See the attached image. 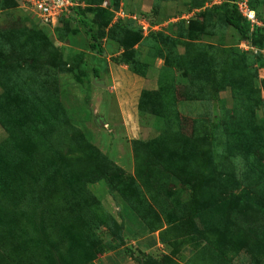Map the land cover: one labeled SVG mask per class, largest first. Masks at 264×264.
<instances>
[{"label": "rangeland", "instance_id": "374dc122", "mask_svg": "<svg viewBox=\"0 0 264 264\" xmlns=\"http://www.w3.org/2000/svg\"><path fill=\"white\" fill-rule=\"evenodd\" d=\"M75 1L73 10H64L51 25H44L39 20V13L35 14L27 7L25 0H13L9 9L0 10V27L16 25L19 29H33L39 38L47 39L46 45L42 44L39 66L35 71L40 79L45 73L53 77L57 107L53 104L51 109H58L62 115L50 134L49 151L57 156L66 153L77 163L82 157H91L95 169L100 165L95 150L90 148L95 146L122 168L124 174L134 176L142 190L132 194L131 203L128 199L130 195L122 196L117 188L109 191L103 179L90 181L92 171L71 168L64 178L65 186L69 184V187L63 193L67 200L59 202L60 209L55 217L59 220L52 224L47 219L43 224V233L47 231L52 242L55 241L57 249L53 250L46 243H41L39 232L32 225L37 207L31 200L36 197L34 192L43 188V179L38 178L40 175L32 158H28L27 163L21 160L11 177L15 181L12 195L18 194L19 203L16 206L0 203V264H17V261L25 259L23 254H27L32 263L40 260L46 264H58L60 257L66 259L65 264H139L144 255L159 260V264H187L203 253L206 256L203 259L211 264H264V215L238 200L242 190L264 205V176H257L256 183H245L238 171L230 175L240 184L220 190L213 186V177L199 174L200 187L206 181L208 186L205 187L206 192L199 188L195 197L188 187L177 185L178 180L172 176L163 185L155 184L154 176L151 178L144 163L149 158L144 148L145 141L160 133L165 120L154 113L139 112V93L142 89L154 91L163 86L170 90L175 86L173 96L179 123L186 131L196 119H209V123L214 125L211 133L219 138L222 127L241 128L240 119L244 118L240 111L249 106L250 116L245 118L246 123L239 135L250 134L253 144L257 143L258 134L262 136L263 142L249 145V149L256 157V169L261 172L264 167V106L240 96L242 81L250 78L248 72L241 70L238 77L225 75L226 64L236 68L235 52L249 50L240 47L242 39L239 33L224 23L223 8L213 17L205 12V8H211L219 0H198L203 5L196 9L199 4L195 0ZM104 1L108 5L114 3L113 6L118 8L123 6L127 12L143 11L152 23L145 30L134 23L133 27L140 30V34L135 33L136 39H133L132 53L129 54L124 55L118 43L106 34L101 36L102 55L108 61L107 68L103 69V63L97 64V53L90 49V40L80 26L77 20L79 14L75 10L78 9L86 20L92 22L103 16ZM255 4L264 15V0H256ZM154 10L157 12L154 13ZM113 20L114 17L112 22H115ZM23 41V36L14 38L13 46L19 47ZM134 50L136 53H133ZM116 55L119 60L126 58L127 62L144 64V75L133 72L129 64H115L111 58ZM255 62L259 67H256L258 71L254 82H258L264 78V57ZM17 64L20 67L24 61ZM182 65L186 70L181 69ZM95 66L103 69L101 78L93 76ZM200 69L211 76L208 77L210 82L205 87V93L216 98L210 102L196 97L198 93L186 87L191 82L190 74ZM177 86H185L186 90H178ZM4 89L0 85V94L6 93ZM180 91H187V95L189 91L193 95L184 99L180 97ZM260 92L264 97L263 91ZM37 113L33 111L32 115ZM227 119L231 120L223 122ZM175 122H178L177 114ZM5 136L6 131L0 125V141ZM191 147L196 149V143ZM92 153L95 155L92 156ZM230 156L237 166L242 165L241 156ZM216 164L213 160L210 170L215 175L220 173ZM124 174L121 175L123 178ZM25 177L29 178V184L24 183ZM58 183V179L52 183L54 190L58 188ZM19 185L24 187L20 191L16 190ZM123 185V188L129 187L127 182ZM169 186L173 189L171 195L180 193L178 198L182 205L163 215L154 206L160 209L165 199V206H174L165 195ZM54 190L53 193H58ZM53 197L55 199L54 194L48 198L51 208L56 202ZM72 203L74 206H69ZM150 205L158 214L148 209L149 214L144 221L139 211ZM83 206L93 218L91 224ZM52 210H57V207ZM160 220L163 228L176 230L179 238L174 239L172 234L175 231L171 230L168 234L164 233L166 240L163 241L159 230L153 228ZM82 222L92 229L86 231ZM27 223L29 226L24 227ZM116 226H120L119 236ZM202 229L208 232L207 239L202 237ZM29 238H33V243H39V250L28 251L24 243ZM196 244L200 252L194 249Z\"/></svg>", "mask_w": 264, "mask_h": 264}, {"label": "trees", "instance_id": "16d2710c", "mask_svg": "<svg viewBox=\"0 0 264 264\" xmlns=\"http://www.w3.org/2000/svg\"><path fill=\"white\" fill-rule=\"evenodd\" d=\"M94 1L98 3L101 2V0ZM235 1L239 0H220L219 3L211 8H205V12L207 14L209 13L211 15L210 17H213L219 12L220 8H223L222 18L224 23L233 27V29L239 33L242 40H247L258 50L264 49V29L256 25L251 28L250 22L238 12L234 3ZM12 2L13 0H0V10L9 9L13 5ZM195 2H197L199 6H195L194 9L203 5L201 1L195 0ZM247 2L248 6L255 11L257 19L264 22V15L258 11L255 4L256 0H247ZM113 5L114 3L107 5L103 10V16L94 19L92 22L86 20L78 9L75 10L77 14H79L77 20L90 40V49L94 53H97L95 55L97 64L103 63V69L107 68L108 61L102 55L103 51L100 44L101 36L106 34L111 40L118 43L125 55L132 53L131 46L134 43L133 39H136L135 33L137 35L140 34V30L133 27L134 19L118 18L115 22H112L114 12L110 7ZM75 7L76 6L71 7V9L73 10ZM115 8H118L117 5ZM156 12L157 11L154 10V13ZM140 15L148 16V14H144V12H140ZM24 34L27 35L26 38ZM19 36H23L24 41L19 47L15 48L13 46V40ZM46 42L47 39L39 38L38 34L33 29L25 30L24 27L19 29L16 25L8 28L0 27V85L3 89L5 86L7 90L4 89L6 93L3 92L0 94V125L6 131V136L0 141V203L3 206H8L10 204L16 206V204L19 203L18 194L12 195V188L14 187L15 181H12L11 177L13 176L14 168L16 169L17 164L21 162V160L27 163L29 161L28 158H32L36 165V170L40 175L38 178L43 179V188H38L37 191L35 190L36 192L34 193L36 197H34L33 194L34 198L31 201L37 207V212L32 218L34 222H31L36 231L39 232L41 243H46V245H48L47 247L56 250L55 241L52 242L51 236L46 233L47 231L43 233V224L47 219L49 222L52 221V224L59 220V218L55 217L60 209L59 202L65 199L67 200V197L63 196V193H66L69 184L65 186L66 183H64V178L71 168H76L83 172L92 171V178L90 181L103 179L109 191H113L117 188L122 196L125 197L130 195L128 199L131 203H133L132 194L135 192L137 193V191L142 190V188L134 176L128 173L124 174L122 168L99 152L95 146H90L91 149L95 150L97 154L96 159L100 164L95 169H93L94 162L91 160V157H82L80 163H77L67 156L66 153L62 156H57L49 151L48 144L50 134L59 119H62V115L59 113L58 109H51L56 106L57 102L53 77L49 75V73H45L43 74L44 77L40 79L35 71L39 66L38 62L41 57L42 44L46 45ZM157 51L160 53L158 49ZM120 53L119 55H121ZM133 53H136V51L134 50ZM202 53L207 54L206 52ZM137 54L140 55V53ZM234 55L236 58L234 61L237 63L236 68L229 67V65L226 64L225 67L228 69L225 75L235 77L237 75L238 77L239 71L244 70L248 72L250 78L242 81L243 90L240 96L245 99H252V101L264 106V97L260 92L264 91V78L260 79L258 82H256V80L254 82V79L257 78L258 71L256 67H259V65L257 66V64H255V61L258 58L264 57V55L260 51L253 52L251 50L244 53L236 51ZM118 57L119 56L116 55V57H112L111 60L117 64H129L133 72L138 75L141 74V76L144 75L145 72H142L144 64L127 62L126 58L124 60H119ZM185 58L183 59L185 60ZM19 61H24V64L20 67L17 64ZM103 69L100 70L99 67L95 66L93 68V76L101 78ZM181 69L186 70L183 65ZM192 69H194V66H192ZM206 69L209 71L207 66ZM233 73L235 75H233ZM189 74L188 72V75ZM208 77L210 78L211 76L201 69L199 72L195 71L193 74H190L189 78L191 82L187 84L186 87L192 92H197L199 96L196 97L203 98L210 102L216 97H212L205 93V87L207 83L210 82ZM177 87L178 90H186L185 86ZM175 92V86L170 90L168 88L164 89L163 86H161L159 90L154 91L142 89L137 101V107L140 113H154L156 116L165 120L160 128V133L155 136V138L146 140L144 146L147 151V157L149 158H146V162H143L147 164V172L151 178L154 176L152 179H154L153 182L155 184L158 182L163 185L168 181L167 179L172 176L178 180V182H176L177 185L179 183L184 187H188L196 197V192L198 193L199 188L205 190V187L208 186V181H206L205 184L200 187L199 174L205 177H213L214 179L211 180L213 186L220 190H223V187L228 189L235 188L237 184H240L236 178L230 175H235V172L238 171H240L239 174L243 176L245 183L248 181L256 183L257 176H264V167L260 169L261 172L256 169V157L251 154L249 149V145H259L262 143V136L258 134L257 143L253 144L251 141L254 142V140L250 134H245L244 136L239 135L241 128L244 127L243 125L246 123L245 118L250 116L249 106L244 104L246 107L240 111L244 118L240 119L241 128L237 130L230 127H222L219 129L220 133L218 138L211 133V130H214V125L209 123V119H196L191 124L189 131L180 127L179 113L176 109L177 104L173 96ZM179 95L184 99H188L189 96L193 94L188 91L187 95V91H180ZM53 104L54 106L52 107ZM18 108L20 111H18ZM33 111L38 112L36 116L32 115ZM176 114L178 115V122H175ZM230 120L231 119H227L223 122ZM195 143L196 149H192L191 146ZM26 152H32L33 154L27 155ZM230 154L241 156L242 165L237 166L231 160ZM94 155L95 153H92V156ZM209 156H211V158L208 160ZM220 157H222L221 161ZM213 160L217 163L216 170L220 171V173L216 175L214 172L211 173L210 171L211 162H213ZM204 164H206V167ZM223 173L225 174L223 175ZM122 174H124V178L121 176ZM25 178L26 180L24 183L29 184V178ZM121 178H123V180H119ZM57 179L59 180L58 188L54 190L52 188V183ZM126 182L129 184V187L123 188V184ZM23 188L24 187L19 185L16 190L20 191ZM58 189L59 191H57ZM53 190L58 193H53ZM172 190V186L167 187L165 195L168 201L172 202L174 206H165L167 202L166 199V202H162L163 206H160V209L158 206H154L157 210L161 211L163 215L176 208H181L182 204L178 198L180 193L176 192L173 196L171 195ZM52 194L55 195V199L54 197L53 199L56 200L52 208L55 209L56 206L57 210H52L51 204L48 201L49 196ZM239 197L238 200L264 215V205L255 197H250L247 193L245 195V192L242 190L239 191ZM69 206H74V204L72 203ZM154 207L151 205L149 208L148 206H145V208L141 207L142 209L139 211V215L144 221H146L145 218H147V214H149L147 211L148 209L158 214V211H156ZM83 212L88 213L89 219L91 220L89 223L91 224L93 218H91L85 206H83ZM182 214L185 215L184 211H182ZM199 219L200 218H198V220ZM25 226H29L28 223L24 224V227ZM82 228H85L86 231L92 229L83 222ZM153 228L159 230L163 241L166 240L164 233L168 234V231L171 232V230L175 231L172 237L174 239L179 238V233L176 230L172 228H163L161 220L159 224L155 225ZM116 230L119 236L120 226H116ZM201 232L203 233L202 237L207 239L208 232L203 229ZM83 233L85 232L82 229V234ZM24 244L27 245L28 251H35L37 248L38 250L40 248L38 247L39 243H33V238H29ZM199 248L197 244L194 246L197 252H200ZM23 255L25 259L23 258L17 261V264H46L41 263L40 260H36L32 263L27 254ZM205 257L204 253L196 255L194 259L187 264H211L203 259ZM57 262L58 264H65L67 261L65 258L63 259V257H60L57 259ZM139 264H159V260L157 261L144 255L139 260Z\"/></svg>", "mask_w": 264, "mask_h": 264}, {"label": "built area", "instance_id": "2783aa9c", "mask_svg": "<svg viewBox=\"0 0 264 264\" xmlns=\"http://www.w3.org/2000/svg\"><path fill=\"white\" fill-rule=\"evenodd\" d=\"M27 7H29L35 14L39 13L40 22L44 25H51L53 19L57 16V19L60 17L59 15L68 8L73 7L76 4L75 0H47L46 3L44 0H25ZM220 1V0H219ZM239 13L246 18L251 25L253 26H261L264 29V22L258 20L255 14V11L248 6L247 0H239L234 2ZM104 4H106L104 2ZM116 15L125 16V12L119 9L116 12ZM136 19L137 25L145 30L151 26L150 19L146 16L138 15L132 16ZM240 47L244 48V50H251L253 52L260 51L264 55V49L258 50L254 46H252L247 40H242L240 43Z\"/></svg>", "mask_w": 264, "mask_h": 264}, {"label": "clouds", "instance_id": "9594fccd", "mask_svg": "<svg viewBox=\"0 0 264 264\" xmlns=\"http://www.w3.org/2000/svg\"><path fill=\"white\" fill-rule=\"evenodd\" d=\"M106 4H104L103 6L104 7H106L108 4H107V2L106 1H104ZM110 9L114 12V20L113 21H116L118 18L120 19H124V18H131L133 15H136V16H138V15H140V12H143V11H139V12H127V11H125L124 10V8H123V6L121 7V6H119V8H112V7H110ZM119 9H121V10H123L124 12H125V16H119V15H116V12L119 10ZM145 14V13H144ZM143 16H145V15H143ZM146 17H148L147 15H146ZM149 18V17H148ZM131 19H134V23H136V19L135 18H131ZM150 19V18H149ZM150 21H151V19H150ZM152 23V21L150 22V24ZM137 24V23H136Z\"/></svg>", "mask_w": 264, "mask_h": 264}, {"label": "crops", "instance_id": "0c3cea01", "mask_svg": "<svg viewBox=\"0 0 264 264\" xmlns=\"http://www.w3.org/2000/svg\"><path fill=\"white\" fill-rule=\"evenodd\" d=\"M116 64V63H115ZM126 66V65H125ZM262 71H264V69H262ZM263 93H264V91H263Z\"/></svg>", "mask_w": 264, "mask_h": 264}, {"label": "water", "instance_id": "95a60500", "mask_svg": "<svg viewBox=\"0 0 264 264\" xmlns=\"http://www.w3.org/2000/svg\"><path fill=\"white\" fill-rule=\"evenodd\" d=\"M102 124V122H100Z\"/></svg>", "mask_w": 264, "mask_h": 264}]
</instances>
